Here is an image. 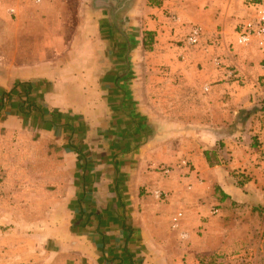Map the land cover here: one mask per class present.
Masks as SVG:
<instances>
[{"label": "crops", "instance_id": "obj_1", "mask_svg": "<svg viewBox=\"0 0 264 264\" xmlns=\"http://www.w3.org/2000/svg\"><path fill=\"white\" fill-rule=\"evenodd\" d=\"M249 1L0 0V250L17 264H128L139 243L176 237L178 211L199 252L212 209L264 201L262 55L234 44ZM170 162L189 168H145Z\"/></svg>", "mask_w": 264, "mask_h": 264}, {"label": "rangeland", "instance_id": "obj_2", "mask_svg": "<svg viewBox=\"0 0 264 264\" xmlns=\"http://www.w3.org/2000/svg\"><path fill=\"white\" fill-rule=\"evenodd\" d=\"M73 2L74 0H72L71 11L74 10ZM67 23H69V29L73 28L75 26L74 18H71ZM176 144L178 145V143ZM104 150L101 143H93L91 153L97 158L103 154ZM118 151L117 147L111 148V152ZM125 152H127L124 156L126 161L135 166L137 158L133 156V151ZM180 166L189 168L187 162L157 165L148 163L145 168L147 172L162 173L163 169L174 171ZM161 173L159 175H162ZM220 208L222 211L214 208L217 209L215 213L212 212L213 209L211 210V214L214 216L213 228L204 234L207 237V245L204 250L193 252L192 248H189L190 242L187 243L188 237L182 238L180 235L183 231H178L179 226L173 227L171 220L170 226L176 237L172 238V235L166 233L165 230V233L161 235L163 241L152 240V243L146 245L139 243L137 252L140 253L142 259L132 260V252L128 264H132V261L135 264H264V201L253 198L238 203L232 202ZM0 230L2 233L5 231V229ZM205 230L200 227V230L197 231L200 239H203L202 235ZM184 239L186 240L185 244L182 241ZM5 247L0 250V264H17L11 256L6 254Z\"/></svg>", "mask_w": 264, "mask_h": 264}, {"label": "built area", "instance_id": "obj_3", "mask_svg": "<svg viewBox=\"0 0 264 264\" xmlns=\"http://www.w3.org/2000/svg\"><path fill=\"white\" fill-rule=\"evenodd\" d=\"M35 2H42L43 0H34ZM250 7L252 9V16L248 19L240 22L235 30H234V36H235V43L237 46L246 47L253 45L255 50L259 52L262 55V62L261 66L264 70V0H250L249 1ZM170 19L175 24H181L180 19L176 15H171ZM203 38V32L200 26L198 25H190L189 32L186 34L184 38V42L189 46H195L200 44L201 40ZM220 39V35L216 38L214 43H218ZM219 44V43H218ZM214 61L217 65H220L222 63L221 58L215 57ZM229 77L234 76L233 71L228 72ZM260 84L264 87V74L260 78ZM186 163V162H183ZM164 173H168L169 169H163ZM155 195L162 199L167 197V193L157 190L155 192ZM212 212H217V209H213ZM182 216L181 212H178L173 218H172V225L173 227L177 228L179 224V219ZM185 233H181V237L184 238Z\"/></svg>", "mask_w": 264, "mask_h": 264}, {"label": "trees", "instance_id": "obj_4", "mask_svg": "<svg viewBox=\"0 0 264 264\" xmlns=\"http://www.w3.org/2000/svg\"><path fill=\"white\" fill-rule=\"evenodd\" d=\"M264 108V106L262 107ZM206 154H208V152L206 151ZM211 164H213L211 161H210ZM128 228V227H127ZM128 230L130 231V227L128 228Z\"/></svg>", "mask_w": 264, "mask_h": 264}]
</instances>
